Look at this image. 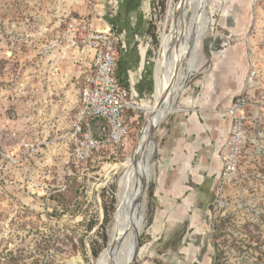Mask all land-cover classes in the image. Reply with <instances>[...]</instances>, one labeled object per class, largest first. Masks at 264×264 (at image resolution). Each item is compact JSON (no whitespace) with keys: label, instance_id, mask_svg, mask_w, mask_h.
<instances>
[{"label":"rangeland","instance_id":"obj_1","mask_svg":"<svg viewBox=\"0 0 264 264\" xmlns=\"http://www.w3.org/2000/svg\"><path fill=\"white\" fill-rule=\"evenodd\" d=\"M182 1L0 0V264H94L104 253L119 165L141 134L148 115L143 108L155 103L154 64L165 36L183 28ZM222 1L203 39L209 43L202 45V66L176 102L182 111L168 115L152 134L155 168L143 197L134 264H264V0ZM73 17L90 18L101 29L110 19L118 30L134 21L133 35L141 22L145 30L135 71L141 100L136 113L125 111L138 118L132 141L115 158L69 175L68 134L84 68L73 50L52 41L60 22ZM217 40L218 49L212 46ZM253 65L259 73L250 90L251 129L242 160L248 169L226 189L219 213L216 191L204 210L194 194L199 171L211 164L223 139L215 126L221 116L226 120ZM115 77L121 79L119 67ZM193 117L205 128L201 135L189 133ZM175 137L190 148L184 167L169 164ZM26 140L40 144L34 158L20 150ZM181 212L190 214L188 222ZM160 214L162 230L154 233Z\"/></svg>","mask_w":264,"mask_h":264},{"label":"built area","instance_id":"obj_2","mask_svg":"<svg viewBox=\"0 0 264 264\" xmlns=\"http://www.w3.org/2000/svg\"><path fill=\"white\" fill-rule=\"evenodd\" d=\"M92 22L87 17L63 20L52 41L53 47L73 50L84 68V85L68 134L70 147L66 165L69 175L85 166L115 158L121 148L129 145L137 131L134 125L138 121L137 116L125 113L128 110L136 113L140 104V93L135 89L136 72H127L125 84L115 77L122 55L129 48L126 35L115 28L111 19L104 29ZM135 40L140 51L143 40L138 35H135ZM258 73L253 65L244 89L232 100L225 113L230 120V132L220 148L223 169L217 183L215 213L226 206V189L248 169L242 160L246 153L244 144L251 129L250 90L256 85ZM96 119L102 122L97 127L98 135L91 128V122ZM20 150L34 158L39 154L40 144L26 140L20 145Z\"/></svg>","mask_w":264,"mask_h":264},{"label":"bare ground","instance_id":"obj_3","mask_svg":"<svg viewBox=\"0 0 264 264\" xmlns=\"http://www.w3.org/2000/svg\"><path fill=\"white\" fill-rule=\"evenodd\" d=\"M222 3V0H183L184 11L179 17L183 23L181 32H171L162 41V53L153 68L155 103L143 108L148 115L141 134L126 160L119 165L116 212L108 229L107 247L94 264H130L136 237L144 222L143 208L137 205V200L143 188H147L155 168L156 144L152 134L168 115L182 111L176 107V102L202 66L203 39L213 30L214 6ZM187 53L190 59L185 61Z\"/></svg>","mask_w":264,"mask_h":264},{"label":"crops","instance_id":"obj_4","mask_svg":"<svg viewBox=\"0 0 264 264\" xmlns=\"http://www.w3.org/2000/svg\"><path fill=\"white\" fill-rule=\"evenodd\" d=\"M135 21H138L137 19H134ZM132 22V21H131ZM134 21L132 23H130V21L127 23L126 27H123L122 29H126L127 32H129L125 39L127 40V44L129 46L128 50L126 53H124L122 55L121 61H120V66L123 72V77L126 80V74L128 71H136L139 67V62L141 63V59H140V51L136 48L135 44H136V40H135V35L138 34L139 38H141V40H143V32L145 30L144 25L141 24V22H139L138 25V29L135 32L136 34H132L130 33V27H132ZM119 29V30H122ZM224 117H226V120L223 118V116H221L220 120L217 122L216 130L219 131V129H221V136L223 137L222 140L219 139V141L221 142L220 145H222L225 140L228 137V134L230 132V120L228 118L227 115L224 114ZM191 124L192 127L189 128V133L191 134H199L200 135L202 133L205 132V128L202 127L201 122L197 123L195 117L191 118ZM174 141V151L171 153L173 155V158L170 159L169 164H171V166L173 165H187L186 161L188 162L191 155L188 153L189 156H187L185 150L187 151L190 148H187L188 146H184L182 147L183 143L181 139H178L177 137H175L173 139ZM164 152H167V148H164ZM182 163V164H181ZM175 166V167H176ZM181 166V167H182ZM184 167V166H183ZM163 217V214H160L159 217H155V220L153 221V226H152V230L154 233H156L157 231L162 230V224L160 223L161 221L159 219H161Z\"/></svg>","mask_w":264,"mask_h":264},{"label":"flooded vegetation","instance_id":"obj_5","mask_svg":"<svg viewBox=\"0 0 264 264\" xmlns=\"http://www.w3.org/2000/svg\"><path fill=\"white\" fill-rule=\"evenodd\" d=\"M220 148L221 145H219L216 153L213 154V159L211 164L208 167L203 166L204 168L199 171L200 172L199 174H201L200 175L201 180L200 182L196 183L197 185L196 187H194V192H195L194 194L197 196L199 202L198 206L204 210L206 209V206L208 205L209 201L213 197L214 192L216 191L218 179L222 173L223 165L221 158L219 156ZM195 153L193 154L194 156H196ZM201 155L202 156L200 157V163L203 164L205 161V155L204 154ZM184 192L185 195L189 194V192H187L186 190ZM193 206L194 205L191 203V208ZM181 214L182 215L180 218L183 219V222H188L189 221L188 217L190 214H185L184 212H181Z\"/></svg>","mask_w":264,"mask_h":264},{"label":"water","instance_id":"obj_6","mask_svg":"<svg viewBox=\"0 0 264 264\" xmlns=\"http://www.w3.org/2000/svg\"><path fill=\"white\" fill-rule=\"evenodd\" d=\"M227 33H228V32H226V34H227ZM208 43H209V41H208V40H205V41L203 42V45H204V46H208ZM219 43H220V42L217 40L216 42H213L212 46H214V48L218 49V48L220 47V44H219ZM135 46H136V48L138 49V44H137V42H136ZM135 89L137 90V87H136ZM137 91H138V90H137ZM138 92H139V91H138ZM145 188H146V187H145ZM145 188H143V193H142L141 195H139V197H138L137 205H142V204H143V197H144V194H145ZM139 235H140V234H138L137 237H136V248H135V250H134V252H133L132 258H131V260H130V264H134L135 259L137 258L138 253H139Z\"/></svg>","mask_w":264,"mask_h":264},{"label":"trees","instance_id":"obj_7","mask_svg":"<svg viewBox=\"0 0 264 264\" xmlns=\"http://www.w3.org/2000/svg\"><path fill=\"white\" fill-rule=\"evenodd\" d=\"M118 67L120 68V72H121V79H120V81H121V83L125 84V83H126V80H125L124 77H123V72H122V69H121L120 64L118 65ZM100 123H102V122H101L100 120H98V119L93 120V121L91 122V128H92V131H93V133H94L95 135H98L97 127H98V124H100ZM94 126H95V127H94ZM94 255H96V254H94Z\"/></svg>","mask_w":264,"mask_h":264}]
</instances>
